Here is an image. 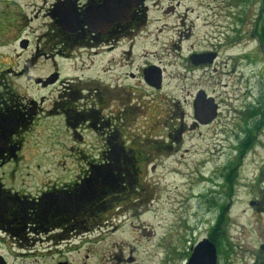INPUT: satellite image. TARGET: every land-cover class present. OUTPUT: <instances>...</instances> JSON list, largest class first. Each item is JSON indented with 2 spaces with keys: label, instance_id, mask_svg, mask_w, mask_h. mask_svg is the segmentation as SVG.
Wrapping results in <instances>:
<instances>
[{
  "label": "rangeland",
  "instance_id": "rangeland-1",
  "mask_svg": "<svg viewBox=\"0 0 264 264\" xmlns=\"http://www.w3.org/2000/svg\"><path fill=\"white\" fill-rule=\"evenodd\" d=\"M55 2L0 0L1 105L38 113H28L38 122L25 136L20 159L0 166L1 182L35 195L99 164L106 134L91 128L89 117L70 128L46 114L68 79L89 115L97 116L91 104L101 97L105 119L125 118L118 126L121 140L146 160L131 193L107 203L79 230L56 238L1 230L3 260L185 264L190 247L208 238L222 254L221 264H251L264 243V0H150L145 22L111 52L80 49L75 42L76 48L65 49V34L48 15ZM193 54L215 58L194 65ZM151 66L160 69V89L144 79ZM54 72L63 80L48 88L33 82ZM199 91L219 108L208 124L194 115ZM250 132L251 146L240 155Z\"/></svg>",
  "mask_w": 264,
  "mask_h": 264
},
{
  "label": "flooded vegetation",
  "instance_id": "flooded-vegetation-1",
  "mask_svg": "<svg viewBox=\"0 0 264 264\" xmlns=\"http://www.w3.org/2000/svg\"><path fill=\"white\" fill-rule=\"evenodd\" d=\"M104 1L105 0H57V2L52 4L51 12L48 15H50L59 26H61L59 18L53 17L55 5L57 3H65L63 6L65 10L68 9L71 4L79 16L80 23L77 33L63 31L65 37L62 46L65 49L72 50V48H76L77 45H71V42H75L79 43L78 48L80 49L83 47L99 49L100 47L104 50L108 49L110 52L115 51L120 45H123L124 40L133 33L132 31H134L141 22H145L147 18L148 2L150 0H118L119 4L126 12L122 16H117L111 23L103 24V27L101 26L98 30L94 31L89 27L93 25L84 24L85 14L92 11V9H97V7L100 8L104 4ZM170 1L180 2L181 0ZM102 51H97L95 54H100ZM129 53L130 51L123 50L124 57L129 55ZM68 54L64 53L63 55L67 57ZM53 75H57V82L63 80L58 72H54L44 78H34L33 82L39 87L48 88L50 84L47 87L43 84V81L45 82L47 79L50 80V77ZM38 79H43V81L38 83ZM66 83L69 85L72 84V81L68 79ZM68 85L65 84V93L60 94V100H55L52 104V109L47 110L46 114L49 116L52 114L58 115L63 118L62 120H64L65 125L70 128H74L79 122L89 117V120H91V128L93 127V129H96L100 133L106 134L103 144L104 148L102 147L99 153L101 156L100 162L93 166L90 165L91 167L89 170L84 171L86 174L78 177L79 180L76 179L72 182H60L57 184L52 183V186L41 190L35 195L15 190L11 186H6V184L0 180V231L4 230V233L8 232L12 237H20L22 234L31 231L35 234L48 233L51 234L52 238H56L61 237L65 232H68V230H79L91 221H96L99 212L102 208L107 207V203L128 196L131 193L132 185L136 183L135 180L138 183L135 174H137L136 171L139 170L137 169V164L140 163L143 158L142 154H140L139 158L142 159L138 162L136 159L138 151L135 152L133 147H130V145L126 146L125 141L121 140L122 132L119 130L118 126L124 123L125 118L122 116H111L109 120L105 119L100 113V108H98L99 104L102 103L101 97L98 100L99 103L93 101L94 103L92 102L91 104L93 107H91L92 110L90 111L96 112L97 116L89 115L90 112L85 109L86 106L84 107L78 104L81 101L78 88L71 89ZM94 97L97 98V96ZM43 100L45 101L46 98L43 97ZM2 104L3 105H1L0 102V166H3V164L7 162L9 163L13 160L18 161L20 159V154L24 148L25 136L32 129L31 124L36 125V122H38V117H36L35 120L33 119L34 115L37 114L38 116L36 109L30 108L28 110L34 114L31 116V114H28L29 112L23 111L27 109V107L22 109L20 104L13 105L12 102ZM34 104L37 105V102L35 101ZM38 110L44 111L45 113V110L42 108ZM26 114L29 116H26ZM6 124L13 130L11 135L5 130ZM4 132H6V134H4ZM114 148L118 149V156L115 159L112 155ZM94 166L106 167V170H109L113 176H115L114 179L117 183H108L106 185L101 183L99 186H96L95 192L97 196L93 201L88 202V204L82 202L78 203L74 198H69L72 195L79 194L78 191L83 180L89 177L88 175L91 174V169ZM38 169H40V167H38ZM137 188H139V186ZM55 231L63 233L55 235L53 234ZM1 233L2 232H0V244L3 237ZM257 247L251 264H264V243H260ZM194 248L195 246H193V248L190 247V253L188 252L185 264H188V260L192 257ZM221 255L222 254H219L217 250L216 264H221ZM1 261H3V257L0 255V263Z\"/></svg>",
  "mask_w": 264,
  "mask_h": 264
},
{
  "label": "water",
  "instance_id": "water-1",
  "mask_svg": "<svg viewBox=\"0 0 264 264\" xmlns=\"http://www.w3.org/2000/svg\"><path fill=\"white\" fill-rule=\"evenodd\" d=\"M65 3H57L55 5V12L53 17L59 18V23L61 25V29L64 32L68 33H77L79 29V16L73 9V6L70 4L68 9H64L63 6ZM126 10L119 4L118 0H105L104 4L97 9H92L85 14L84 24L93 25L89 26L90 29L96 31L103 24L111 23L116 19L117 16H122ZM103 27V26H102ZM26 47L23 45V48ZM215 58L214 54H194L191 56V61L194 65L204 64L207 61L212 62ZM154 71H156L154 73ZM51 79L47 81H43V79H38L37 82H42L45 86L48 87L49 84H52L56 81L57 75H53L50 77ZM144 79L150 86L160 89L162 86V76L160 73V69L156 66H151L149 68H145L144 70ZM213 98H207L205 92L199 91L196 100L194 103V115L197 121L202 124H208L214 121L217 118L218 106L215 102H213ZM2 121V120H1ZM5 130L11 135L13 130H11L10 126L6 124ZM13 127V126H12ZM3 128V127H1ZM6 134V132H4ZM118 149L114 148L112 155L114 159L118 156ZM115 176L109 171L106 170L104 166H94L91 169V174L81 184L79 188L78 195H72L69 198H74L78 203L91 202L97 196L96 194V186H99L101 183L106 185L108 183L113 184L117 183L114 179ZM215 244L210 241L208 238H204L200 241L194 250L192 257L189 259L188 264H216L217 262V249H215ZM0 264H6L1 261Z\"/></svg>",
  "mask_w": 264,
  "mask_h": 264
},
{
  "label": "trees",
  "instance_id": "trees-1",
  "mask_svg": "<svg viewBox=\"0 0 264 264\" xmlns=\"http://www.w3.org/2000/svg\"><path fill=\"white\" fill-rule=\"evenodd\" d=\"M252 129V128H251ZM250 129V130H251ZM249 131V130H248ZM247 132V131H246ZM248 135H247V137L245 138V140H243V141H241V144H242V148H241V153H240V155H244V153L245 152H247L248 151V149H249V147L251 146V141L253 140V134L251 135V132L250 133H247ZM130 143V142H129ZM130 147H132L131 145H130ZM134 149V148H133ZM135 150V149H134ZM244 150V151H243ZM138 151V150H137ZM141 151V150H140ZM135 152H136V150H135ZM244 152V153H243ZM140 154H142V158L144 159V160H146V156L144 155V153L141 151V153L138 151L137 152V154H136V159L138 160V162L139 161H141V159L142 158H139L140 156ZM145 156V157H144ZM143 159H142V161H143ZM141 161V162H142ZM141 162L140 163H138L137 164V169H139L140 170V168H141ZM225 175V174H224ZM225 176H227V179L230 181V183L233 181L232 180V176H229V175H225ZM232 184V183H231ZM142 187H143V185H139V188H141L142 189ZM137 190H139V189H137ZM221 222H222V220L219 218L218 219V222H217V224H221Z\"/></svg>",
  "mask_w": 264,
  "mask_h": 264
}]
</instances>
